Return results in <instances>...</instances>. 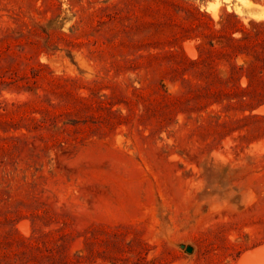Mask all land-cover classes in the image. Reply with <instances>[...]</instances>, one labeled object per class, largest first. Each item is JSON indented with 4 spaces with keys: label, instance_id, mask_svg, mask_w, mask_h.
<instances>
[{
    "label": "rangeland",
    "instance_id": "obj_1",
    "mask_svg": "<svg viewBox=\"0 0 264 264\" xmlns=\"http://www.w3.org/2000/svg\"><path fill=\"white\" fill-rule=\"evenodd\" d=\"M262 7L0 0V264H264V105L190 63Z\"/></svg>",
    "mask_w": 264,
    "mask_h": 264
},
{
    "label": "trees",
    "instance_id": "obj_2",
    "mask_svg": "<svg viewBox=\"0 0 264 264\" xmlns=\"http://www.w3.org/2000/svg\"><path fill=\"white\" fill-rule=\"evenodd\" d=\"M190 15L207 14L191 11ZM226 19L221 27L226 32L213 30L211 18L210 34L202 31L201 24L196 26V31L201 30L198 34L209 39V48L200 43L199 57L190 63L194 68L205 67L201 75L208 82V91H214L216 86L215 93L235 101L243 111L253 112L264 105V22H251L250 28H246L236 21V15H227ZM214 40L220 41L219 47ZM220 61L228 65L225 70L218 68Z\"/></svg>",
    "mask_w": 264,
    "mask_h": 264
},
{
    "label": "bare ground",
    "instance_id": "obj_3",
    "mask_svg": "<svg viewBox=\"0 0 264 264\" xmlns=\"http://www.w3.org/2000/svg\"><path fill=\"white\" fill-rule=\"evenodd\" d=\"M254 14H256V13H254ZM258 15V18H260V19H264V7H262V10L259 12V14H257ZM257 17V16H256ZM261 251H263V249L261 250ZM259 253V252H258Z\"/></svg>",
    "mask_w": 264,
    "mask_h": 264
},
{
    "label": "water",
    "instance_id": "obj_4",
    "mask_svg": "<svg viewBox=\"0 0 264 264\" xmlns=\"http://www.w3.org/2000/svg\"><path fill=\"white\" fill-rule=\"evenodd\" d=\"M182 248H185L186 249V251L188 252V253H192L193 252V248L192 247H190V246H188V247H185V246H181Z\"/></svg>",
    "mask_w": 264,
    "mask_h": 264
}]
</instances>
